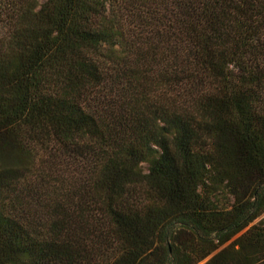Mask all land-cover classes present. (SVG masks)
<instances>
[{"label": "trees", "instance_id": "trees-1", "mask_svg": "<svg viewBox=\"0 0 264 264\" xmlns=\"http://www.w3.org/2000/svg\"><path fill=\"white\" fill-rule=\"evenodd\" d=\"M0 264H264V0H0Z\"/></svg>", "mask_w": 264, "mask_h": 264}]
</instances>
